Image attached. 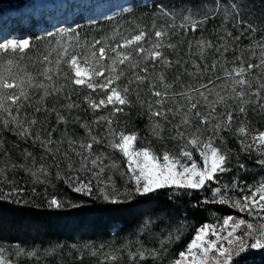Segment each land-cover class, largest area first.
<instances>
[{
  "label": "snow or ice",
  "instance_id": "1",
  "mask_svg": "<svg viewBox=\"0 0 264 264\" xmlns=\"http://www.w3.org/2000/svg\"><path fill=\"white\" fill-rule=\"evenodd\" d=\"M136 7L133 0L129 12ZM145 16L150 23L116 25L90 39L78 29L37 36L49 47L35 72L10 58L23 60L30 38L0 42V202L80 207L50 195L54 181L110 205L162 190L170 198L210 192L193 207L223 205L246 218L225 216L219 229L201 225L173 255L166 245L180 241L183 224L158 248L70 245L74 264H84L86 253L98 264H246L248 254L264 252V176L252 184L239 178L249 171L242 154L254 155L264 172V129L257 126L264 119V11L257 15L249 0H201L180 10L158 3ZM133 117L146 120V135L132 127ZM38 253L0 242V264L22 257L39 264Z\"/></svg>",
  "mask_w": 264,
  "mask_h": 264
},
{
  "label": "rangeland",
  "instance_id": "2",
  "mask_svg": "<svg viewBox=\"0 0 264 264\" xmlns=\"http://www.w3.org/2000/svg\"><path fill=\"white\" fill-rule=\"evenodd\" d=\"M55 1L56 0H32L25 6L17 8L15 10H22L23 8L33 6V11L24 12L23 10L21 11L20 15L10 20L8 19L9 13L12 10H7L4 12L0 11V23L2 24L0 28V42H3L5 39L28 38L27 35L21 33V29L17 26L20 23L29 24L32 19L35 20L34 29L39 34H43L50 30L61 31L68 29L69 25L74 22L79 15H82L85 21L91 22L103 17L113 16L114 14L119 13L122 10L129 9L130 6L133 4V0H131V2L126 5H117L115 7H112L110 11H97L94 14H89L87 11H82V13H79L76 17L71 18L68 15L65 17H61L58 20L50 19L46 15L36 13L38 11L37 5H45L49 2L54 3ZM136 1L146 2L148 0ZM249 3L253 5L257 15L264 11V0H249ZM82 16H79V18H81ZM76 21H78V19ZM257 126L259 127L260 124L257 123ZM254 159L255 156L253 155L252 160L247 159V161H245L249 171L239 172V178L243 176H248L250 180L249 184L254 183L256 179L260 178L261 176H264V172L261 171L258 165L254 164ZM114 179L116 181L117 187L122 189L124 186V179L121 178L118 174L114 177ZM227 179L229 178H224L226 182L228 181ZM54 183L55 188L51 186H48L47 188V191L50 195L55 194L60 198L67 197L71 201L79 203L80 207L56 210L59 213H55V210H49L46 207L39 208L43 211V213L45 212L47 213V215L51 216V218L46 219H35L14 212L15 209L19 208V206H24L25 204H4V206H7L13 210H4L6 207H3L4 209H0V242H7L9 244L18 243L20 246L29 250L34 248L39 249V264H51L50 261L53 260L51 255L53 253L51 255L45 256L44 250L53 248L56 245H63L62 248L57 249V251L55 252L57 256H59V258L65 255L66 257H70L69 252L72 253L71 257L77 255L75 250L69 247L70 245L79 246L84 244H91L94 247H98L100 244H104L107 248L108 245L119 247L131 242L130 246L134 249L135 247L139 246L137 244V241H139L142 242L145 247L158 248L160 247V241L167 237L169 231H172L175 228L180 227L181 224H183L184 233L180 241L171 245H166V247L168 248V254L173 255L177 254L179 251L184 249L186 244L193 238L194 232L198 226L197 221L186 223L181 221L176 214L172 216H161L157 218L147 216L143 218V220H140L138 224L132 225V228L126 233H121L120 235H117V222H110L112 220H107V218L103 219L99 215L92 214L86 216L85 218L83 217L84 219L79 218L78 213L80 212L78 210L81 209L83 205V200L73 197V192H71L63 184L62 181H54ZM40 187L41 190H43V186ZM235 195H240V193L237 192L235 193ZM37 203L44 202L41 200L37 201ZM239 217L246 218L244 214H241V216ZM209 219L213 224L217 226V229H219V227L222 225L220 224V214L218 215L216 213H211ZM93 222H95L96 225L101 226V229H105V227H107L109 229V234H107L101 229L96 232H91L90 226ZM146 223L148 225L147 228L144 229L143 232H141V229L144 228ZM55 225H58L59 228L62 230L61 237H57L56 235L54 236L53 233L49 232L50 227L52 229H54V227L56 228ZM185 241L186 243L182 245V243ZM126 260L127 257L125 256V261ZM95 261L98 264L97 257H91L87 255V253L85 254L84 264H92L93 262L95 263ZM21 264H37V262L35 259L25 260L22 257Z\"/></svg>",
  "mask_w": 264,
  "mask_h": 264
},
{
  "label": "trees",
  "instance_id": "3",
  "mask_svg": "<svg viewBox=\"0 0 264 264\" xmlns=\"http://www.w3.org/2000/svg\"><path fill=\"white\" fill-rule=\"evenodd\" d=\"M32 0H0V11L4 12L7 10H13L17 8H21L25 6L26 4L30 3ZM139 4V7L132 8L129 12V9L122 10L119 13L114 14L112 17H115L113 21H109L108 17H103L91 22H87L83 19L82 16L79 18V16L76 18L78 21L72 22L68 29L64 31H68L71 29H78L81 31V38H84V35L87 33L89 36V39L92 36L100 37L104 35L105 33H110L112 28L116 25H123L124 28H131L134 26L135 23L139 24H145L150 23L148 18L145 16L143 19H141V15L144 12H152L153 6L158 3H163L167 5L168 7H174L176 10H180L181 8L188 6V5H196L201 3V0H148L146 2L143 1H136ZM158 22H163L158 21ZM35 20L32 19L29 24L20 23L17 27L21 29V33L24 35H27L28 38L32 40L33 47L30 50H26V55L23 60H19V54H17L16 57H10L14 60H18L19 64L21 66H26V70L29 72H35L37 71L42 65L39 64L37 61L39 59V56L41 54H46L45 49L49 47V43L46 40H37L35 39L37 36H46V33L39 34L35 29ZM124 28H121V31L124 30ZM209 28H211V25H209ZM90 29H95L94 31H89ZM51 32H59L50 30ZM67 40V37L65 38ZM52 47H54V42L51 44ZM55 58V53H53V59ZM5 63V69L7 68L6 61ZM35 64V66H33ZM13 73H19L23 75V73L19 72V69L13 65L12 67ZM260 124L259 128L264 129V119L259 120L258 122ZM145 119H136L133 117L132 119V127L135 129H139L141 131V135H146L145 130ZM82 133V130H78ZM149 139H151L149 137ZM154 144H156L155 141H153ZM228 146L233 149H238L239 145L235 142V140L230 139L228 142ZM156 147L159 148L160 146L156 144ZM241 158L247 161V158L241 155ZM227 177V182L231 181L232 174H226L224 178ZM243 182H246L249 184L250 180L248 176L240 177ZM30 191V189H29ZM205 195L210 196V192H194L192 196H172L170 198V193L168 190H162L158 194H154L149 197H135L134 199L127 201L125 203L119 204V205H110L106 204L103 201H96L94 199H91L87 196H81L79 194L73 193V197H76L78 199L83 200V205L81 209L78 211L79 218H85L86 216L92 214V215H99L101 218H107V220H112L110 222H117L118 223V233L117 235H120L121 233H126L128 230H130L132 225L138 224L140 220H143L145 217H152L157 218L161 216H172L176 214L178 218L186 223H191L193 221H197L199 228L201 225L208 223L213 224L209 216L211 213L220 214L221 216V223L222 224V218L228 215L239 217L241 214L237 212L236 210H233L227 206L218 205V204H202L199 207H193L194 204H196L197 201H200L204 198ZM25 197L29 198L28 192L25 193ZM81 200V201H82ZM4 204L8 205H14L13 203L9 202H0V209H4L3 207H6L4 210H10L11 208L4 206ZM13 210V209H11ZM14 212L23 214L27 217L35 218V219H46L51 218L50 215H47V213H43L42 210H40L37 207H34L31 204L19 206L18 209H15ZM55 213H59L58 211H54ZM77 212V211H76ZM58 218V217H57ZM83 218V219H84ZM218 225V224H217ZM56 228L52 229L50 227L49 232L53 233L54 236H62L61 229L58 225H55ZM60 229V230H59ZM101 229V226L96 225L95 222L92 223L90 226L91 232H96ZM104 232L108 233V228L105 227V229H101ZM63 233V232H62ZM61 239V238H60ZM186 243L183 242L182 245ZM183 250V249H182ZM51 255V254H50ZM52 261H50L51 264H74L75 257L76 256H70L66 257L63 256L59 258L57 254L54 252L52 255ZM97 260V259H95ZM246 264H264V252L256 251L254 250L250 254H248L245 257ZM92 264H97L93 262ZM148 264H151V262H148Z\"/></svg>",
  "mask_w": 264,
  "mask_h": 264
},
{
  "label": "bare ground",
  "instance_id": "4",
  "mask_svg": "<svg viewBox=\"0 0 264 264\" xmlns=\"http://www.w3.org/2000/svg\"><path fill=\"white\" fill-rule=\"evenodd\" d=\"M130 2L131 0H56L54 3L49 2L45 5H37L38 11L36 13L46 15L50 19L58 20L68 15L71 18L76 17L82 11H87L89 14H94L97 11H110L112 7L126 5ZM32 7L29 6L22 10H12L9 13L8 19L17 17L23 10L24 12L33 11L34 8ZM1 26L2 24L0 23V28Z\"/></svg>",
  "mask_w": 264,
  "mask_h": 264
}]
</instances>
